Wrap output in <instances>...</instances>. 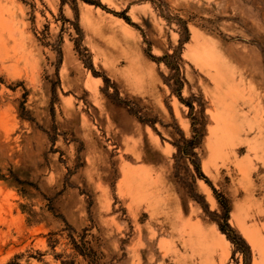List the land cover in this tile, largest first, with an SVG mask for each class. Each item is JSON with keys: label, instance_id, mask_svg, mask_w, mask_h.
<instances>
[{"label": "rangeland", "instance_id": "rangeland-1", "mask_svg": "<svg viewBox=\"0 0 264 264\" xmlns=\"http://www.w3.org/2000/svg\"><path fill=\"white\" fill-rule=\"evenodd\" d=\"M101 2L0 0V264H264V0Z\"/></svg>", "mask_w": 264, "mask_h": 264}, {"label": "trees", "instance_id": "trees-1", "mask_svg": "<svg viewBox=\"0 0 264 264\" xmlns=\"http://www.w3.org/2000/svg\"><path fill=\"white\" fill-rule=\"evenodd\" d=\"M68 1H71L73 5H77L78 1H81L87 5L94 6L96 8H102L104 10L106 9V6L102 4L101 0H61L62 4L65 5L68 3ZM76 13L77 10L75 9ZM117 17L125 20L128 24H133L131 22L130 17L126 15L125 12L123 13H114ZM179 24L181 25L183 29V39L180 41V47L177 52L174 54H165L164 56L160 58H156L153 55H149L151 59L157 61L158 63H164L169 69H171L175 73V80L174 85L176 86V89L174 90L175 94H177L179 100L186 104L189 109L191 110V114L194 113L195 107L193 102L191 101H185V99L182 98V89L184 87V81L181 79V72H182V66L181 63L182 60V48L185 43H187L190 40L191 34L188 28L187 22L183 21L182 19H179ZM90 68L94 71L93 65H90ZM96 76H99L97 73H94ZM106 83H109V79H104ZM203 107V106H202ZM204 113V111L202 110ZM201 124V123H200ZM193 127V133L194 136L191 139H186L185 136L182 133V139L184 145L175 144V146L178 148L179 153L183 155L184 157H188L193 165L196 168L197 174L201 179H204L207 183L211 185V183L208 181L207 177H205L201 171L200 162L198 159V154L195 152V149L198 148L201 144V139L203 135L201 134V130L198 129L199 127V121L198 119H194L192 123ZM11 177L6 178L4 175L0 172V179L3 180H10V182L14 184L24 185L22 181L12 172ZM213 192L216 196V199L223 211L222 216V222H218V227L221 233H223L227 239L235 246L236 252H239L244 257V264H252V250L248 242L245 240V238L238 233L230 224V213H231V205L229 200L221 193H219L212 185H211ZM72 239V245L75 251H77L80 255L91 258V262L94 264H98L96 262V259L93 258V251L88 246V243L86 241H82L79 243L74 237H70Z\"/></svg>", "mask_w": 264, "mask_h": 264}]
</instances>
